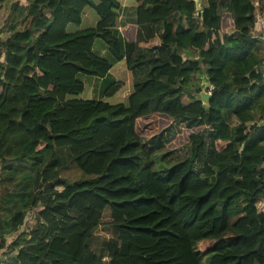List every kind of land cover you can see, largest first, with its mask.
Returning <instances> with one entry per match:
<instances>
[{
    "label": "trees",
    "instance_id": "trees-1",
    "mask_svg": "<svg viewBox=\"0 0 264 264\" xmlns=\"http://www.w3.org/2000/svg\"><path fill=\"white\" fill-rule=\"evenodd\" d=\"M224 1L207 0L199 21L192 0H140L117 33L118 0H15V35L0 43V264H264V43L253 0ZM86 9L95 28L68 32ZM156 25L161 36L138 45L176 51L133 62L138 28ZM123 58L152 63L123 103L81 98L82 75L113 95L109 72ZM201 62L207 110L185 93ZM185 146L156 165V152Z\"/></svg>",
    "mask_w": 264,
    "mask_h": 264
},
{
    "label": "crops",
    "instance_id": "crops-1",
    "mask_svg": "<svg viewBox=\"0 0 264 264\" xmlns=\"http://www.w3.org/2000/svg\"><path fill=\"white\" fill-rule=\"evenodd\" d=\"M120 4V8L117 12V21L115 31L120 33L121 29L126 26L128 23L134 22L136 18L137 8L139 6L140 0H118ZM255 5L254 11V18H255V25H254V36L260 42L264 43L263 40V19H264V0H253ZM204 7V6H203ZM201 12H198L195 15V19L201 21ZM180 16L178 14H172L168 18V22L173 25H178L180 22ZM98 22L97 16L91 9H86L83 14L82 23L80 26H69L68 32H75L84 29H91L95 28ZM184 23V21H181ZM185 25V23H184ZM162 26L156 25L154 27L146 26V27H139L137 35V47L135 48V52L132 56V61H136L140 59V57H144L145 60L143 63L152 62V61H164L169 58L171 54L176 51L175 46H170L168 49H160L150 51L145 49V47L138 45L139 42L147 41L152 34L154 36H161L162 34ZM202 29L200 28L199 31ZM205 31V30H204ZM137 33V30H136ZM94 52L98 54V56L105 58L107 55V47L104 45L103 42L100 40L96 41L94 45ZM192 54V57L189 56ZM178 55L182 57L184 60H197V51L192 49H184L178 52ZM201 67H203V71H206L208 65L207 63L201 62ZM146 66V65H145ZM143 67H133L126 59H121L120 61L113 64L110 72H109V80L113 83H116L118 86L117 91L113 95L107 98L109 100L112 97H119L120 101L123 103L129 94L132 91V87L134 84L142 81L144 77L148 74L147 72L143 71ZM81 80L84 83V91L81 95L82 99H93L94 97L99 99H107L102 96V81L101 79H95L89 76L82 75Z\"/></svg>",
    "mask_w": 264,
    "mask_h": 264
},
{
    "label": "rangeland",
    "instance_id": "rangeland-1",
    "mask_svg": "<svg viewBox=\"0 0 264 264\" xmlns=\"http://www.w3.org/2000/svg\"><path fill=\"white\" fill-rule=\"evenodd\" d=\"M15 2V0H6V2L0 6V43L4 42L5 39L10 38L12 39L15 35V31L12 30V21H13V17H14V13L13 11H11V5ZM224 5L227 4V0L223 2ZM207 5V0H203L202 1V6H206ZM220 10H223V8H220ZM15 22V21H13ZM15 27V25H14ZM18 29H22V26H19ZM0 62H3L4 59V53L5 51L0 48ZM190 57H192V54H189ZM152 63H148L146 64V66L143 67V71L147 72L150 70ZM185 93L186 94H197V88L189 86L185 89ZM95 98V97H94ZM110 98V97H109ZM109 98L104 99V101L110 103V104H118V103H122L119 99V97H112L110 100ZM184 102L187 101V99L183 100ZM208 138V136H207ZM208 142V140H207ZM209 147L206 146L203 154H202V160L204 162H209ZM188 152V147H182L179 150H176L174 152L168 153V150L166 151L165 149H161L160 151L156 152L155 156H154V160L155 163L158 167H164V166H168L171 163L174 162H178L179 160L183 159L186 154ZM69 177H72V173L69 174ZM109 211L106 210L104 212V216L102 219L103 225L101 227H99L96 232L95 235L98 237H109L110 236V229L109 227H107L108 223H109ZM28 226L32 227V228H36L38 226V221L35 219L31 220L28 223ZM15 236V234H13L11 236V239H13ZM200 249H204V245H200Z\"/></svg>",
    "mask_w": 264,
    "mask_h": 264
},
{
    "label": "water",
    "instance_id": "water-1",
    "mask_svg": "<svg viewBox=\"0 0 264 264\" xmlns=\"http://www.w3.org/2000/svg\"><path fill=\"white\" fill-rule=\"evenodd\" d=\"M192 1L194 2L196 11L202 12L203 10L202 1L203 0H192ZM210 87H211V84L206 75V72L202 71L200 82L199 84L196 85V88L199 91L195 95V99L196 101L200 102L202 104V107L206 110L209 108V104H210L211 94L208 93L207 91Z\"/></svg>",
    "mask_w": 264,
    "mask_h": 264
},
{
    "label": "built area",
    "instance_id": "built-area-1",
    "mask_svg": "<svg viewBox=\"0 0 264 264\" xmlns=\"http://www.w3.org/2000/svg\"><path fill=\"white\" fill-rule=\"evenodd\" d=\"M263 21V25H264V19L262 20ZM263 40H264V29H263ZM262 77H264V64H263V67H262ZM211 90H212V87H210L207 91L208 93L211 94ZM262 212H264V206L262 208ZM1 259L2 257L0 256V262H1Z\"/></svg>",
    "mask_w": 264,
    "mask_h": 264
}]
</instances>
